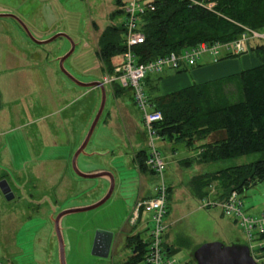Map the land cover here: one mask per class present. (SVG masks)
I'll use <instances>...</instances> for the list:
<instances>
[{"label":"rangeland","instance_id":"1","mask_svg":"<svg viewBox=\"0 0 264 264\" xmlns=\"http://www.w3.org/2000/svg\"><path fill=\"white\" fill-rule=\"evenodd\" d=\"M206 6L213 7L214 4ZM120 9L123 7H119L116 0H0V12H6V14L17 18H0V131L6 130L8 115L5 109V100L8 98L14 99L17 95L24 96L23 100L28 98L35 105L38 104V107L43 106L44 108L31 110V115L36 117L52 113L59 106L58 97L53 94L58 89L54 83L51 88L37 85V89H34L27 86L16 87L18 81L24 78L50 79L57 77L60 80L59 89L71 90L72 93H75L73 97L77 99L74 103H69L56 117H46L30 127V131L37 128L40 132V145L37 146L36 154L45 160L47 158L60 159L64 156L65 150L58 145L66 137L60 133L61 141L56 139L57 136L53 134L56 132L55 130L61 129L60 131L67 132L71 152L72 141L76 148L82 143L100 108L101 93L98 88L85 90L75 87L65 78L62 71L71 73L78 81L100 79L101 75L97 70L100 64L95 57L97 42L106 27L116 26L122 21V16L116 15ZM35 37L42 38L46 43L36 46V39H33ZM72 45H74L73 50ZM68 54L69 56L60 66L59 61ZM36 61L44 67L50 68V71L46 72L45 69L44 72L36 73L34 71L31 73V71L11 69V65ZM237 63L239 67L232 75L243 70L241 59ZM225 92L227 96L234 97L237 93L235 82L229 84ZM130 97L129 90L118 97H115L111 90H106V102L102 106L104 108L100 117L101 121L93 133V142L98 138L102 143L109 140L113 142L117 139L120 140L119 134H122L124 128L121 127L119 115L114 122L116 125L111 124L107 127L103 124V121L105 123L110 115L109 112L126 111L135 119L139 130L142 129L139 124L140 113L135 106H132ZM238 98L237 94L234 100ZM142 134L141 130V133L136 135L135 142L139 147L138 149L135 147L132 153L128 142L124 140L126 142L124 150L126 153L133 154V162L138 151L143 149L148 152L146 138ZM220 136L221 134L216 133L210 134L201 141H196L198 138L194 139L195 148L191 150L185 147V143L173 145L169 142L159 141V139L155 140V145L162 157L170 153L173 154V150H176L178 153L175 160H181L177 164L169 163V166L165 160V179L169 181L168 174L174 173L178 180L182 178V186H179V190L187 191L183 187L188 182L194 192L171 193L169 195L165 218L167 228L161 237L163 246L167 248L168 244H173V250L168 256L173 257L178 264H193V252L203 244L218 242L224 246L247 245L249 248L252 247V249L250 248L251 255L257 264H263L264 254H259L257 249L264 248V240L261 242V240H257L259 238H254L250 242L239 224L225 217L219 207L201 208L200 193H196L191 184L192 178L196 175L206 173L210 175L225 168L264 160V154H253L213 164L194 162L197 154L202 152L200 147L213 142ZM166 146H172L173 149L166 150ZM116 153L117 151H115ZM30 155L31 152L22 147L20 132L14 133L12 136L3 135L0 137V182L5 180L14 195L13 200L6 201L0 192V262L6 264H59L53 220L61 212L72 209V205L88 203L101 197L105 187H100L99 184H95L96 182L88 187L87 184L92 183L90 180L83 181L75 178L71 159L67 160V165L63 169H60L59 160H56L53 165L46 163L39 168L36 176L33 173V170L36 172V169L29 161ZM26 161L28 162L27 168H25ZM114 164L123 176L124 193H120V196L127 207L124 203L111 202L109 206L107 204L89 212L69 216L64 219L63 225L60 227L63 229L62 235H64L61 236L59 231L61 246L62 243L64 245L62 241L64 239L66 246L69 247L73 234V237L78 240L79 247L73 249L72 258L81 260L82 264H122L131 255L130 249L125 246L118 248L117 252L110 251L107 259L91 255V246L96 231H106L105 227L128 224L137 198V193H133L137 189V174L145 176L147 173L144 170L139 172L135 163L134 166L125 165L121 157L115 158ZM149 181L150 185H153L156 184L157 179L154 175H149ZM84 183L86 186L81 187ZM214 183L216 184L213 182L211 185ZM215 191L218 197L219 188H216ZM210 192L209 194H211ZM207 196L208 193L205 197ZM147 197L146 194L139 201L146 200ZM239 197L242 202V210L247 216L256 218L264 212V182L252 184ZM148 220L149 216L142 214L140 222L134 227V234H138L144 241H147L149 234L150 224H146ZM56 226H59V222ZM66 250L69 254V249ZM139 264L145 263L140 262Z\"/></svg>","mask_w":264,"mask_h":264},{"label":"trees","instance_id":"2","mask_svg":"<svg viewBox=\"0 0 264 264\" xmlns=\"http://www.w3.org/2000/svg\"><path fill=\"white\" fill-rule=\"evenodd\" d=\"M124 1L116 0V4L123 7L116 13L122 16V21L116 26L106 27L97 42L95 57L100 64L97 67L100 78L114 74L125 49ZM150 1L154 10L144 13L139 23L144 41L134 49L139 64L170 53L179 54L201 43L232 44L248 30L264 33V0H197L201 6L181 0ZM211 3L214 6L206 8ZM247 51L259 61L257 66L170 94H160L157 83L161 75L145 78L148 100L162 115V120L154 125L160 141L173 145L185 143L184 146L191 150L195 148L194 139L201 141L210 134H221L218 139L200 147L202 152L194 159L198 164L264 154V41H251ZM223 56L239 57L223 54L218 61ZM182 71L180 67L174 72ZM232 82L236 84L237 100H234L236 95L229 97L225 92ZM110 89L115 97L128 91L116 83ZM147 159L148 152L142 149L135 154L134 163L139 172L144 170L153 174L146 166ZM213 182L218 184L219 200L233 191L241 195L252 184L264 182V160L225 168L210 175H196L191 180L196 193H200V199L207 195L208 186ZM257 240H264V233ZM125 247L130 249L131 255L122 264L144 262L148 253L147 241L134 234L127 237ZM257 252L264 254V248L257 249Z\"/></svg>","mask_w":264,"mask_h":264},{"label":"crops","instance_id":"3","mask_svg":"<svg viewBox=\"0 0 264 264\" xmlns=\"http://www.w3.org/2000/svg\"><path fill=\"white\" fill-rule=\"evenodd\" d=\"M0 13H1L0 15L6 16V17H0V18L17 19L16 17H13L12 15L6 14V12H0ZM33 39H36L35 40L36 46L43 45L46 43L45 41H43L42 38L35 37ZM240 59L242 63V69H243L242 71L248 68H251L253 66H257L259 64V61L251 53H245V55L239 56L237 58H229V57L225 58V56H223L222 60L218 61V63H215V64L211 62L210 58L205 57L194 64L182 65L181 68L183 71L181 73H175L174 71H165L162 74L164 76L162 75L159 76L160 80L157 83L160 94L162 95L170 94L178 90L190 87L193 84H200V83L215 81V80H219V79H223L228 76H231L232 74H234L236 69H238L239 66H238L237 61ZM11 66H12L11 69H15V70L19 69V70L26 71V72L31 71V73L34 71H36V73H38V71L44 72L45 69L47 72L50 69V68L44 67L40 62H37V61L27 62V64H18V65H11ZM67 73L70 76H72L71 73L69 72ZM62 74L65 76V78L68 81H70V79H68V77L63 72ZM51 78L50 79H44V78H40V79L26 78L25 79L24 78V79H21V81H18V83L16 84V87L27 86V87H33L34 89H37L36 86L41 85L43 88L45 86L51 88L52 84L54 83L55 87H58V89H56L57 92L53 93L57 95L58 97V100H57L59 104L58 108L52 113L42 114L36 117L35 115L33 116L31 115V110H33L34 108L38 109L43 106L38 107L39 106L38 104H37L38 106L35 105V103H33V101H30L28 98L23 100L22 97L24 96L17 95L14 97V99L8 98L7 100H5V109L7 110V115H8L7 123L5 127L6 130L0 131V137L3 135L12 136L14 133L20 132L21 144H22L23 149L29 150L31 152V155H30L31 157L29 161L30 163H32L33 167H35L36 169V172L35 170H33V173L36 176H37V171L39 170V168L42 165L44 166L46 163H48L49 165H53V163H55L56 160H59L60 169H63L65 165H67V162H68L67 160L71 159L73 176H75V178H78L79 180H83V181L90 180L92 183L87 184L88 187H91L94 182H96L95 184H99L100 187L102 188L103 186L105 187L104 191L102 192L103 194H101V197H98L95 200H92L91 202H88V203L83 202L78 205H72V209L66 210V212L72 211V213L70 214L68 213L67 215L58 219L56 222H54V220L56 219L53 220L54 232H55V237H56L57 245H58L57 247H58L59 264H62L61 259H60L61 239L59 236V231L61 233V236H64L62 235L63 229L62 228L60 229L61 225H63L62 222L64 221L65 218L69 216H76V215H79L85 212H89L101 206H106L107 204H108L107 206H109L111 202L121 203V204L124 203V201H122L123 199L120 196V193H124L123 192V176L121 175V172H119V169H117L116 165L114 164V159L117 157H121L123 158L125 165L129 164V165L134 166L133 154L131 153L135 147L137 149L139 147L138 143L135 142L136 135L138 133H141V130L143 131L142 135L145 136V133H144V129H143L140 117H139V124L142 129L139 130L135 119L130 114H128L124 110H117V111H114L113 113L109 112L110 115L108 116L105 123L103 121V124H105L107 127L111 126V124L116 125L114 122L115 120L118 119L117 116L119 115V118L121 119V124H122L121 127L124 128L122 134H119L120 140L117 139L114 142L112 140H109L105 143L104 142L102 143L101 139L98 138L97 141L93 142L92 138H93L94 130L97 129V126L99 122L101 121L100 117L103 113L104 107L102 108L103 106L102 100L104 98L103 103L105 105L106 90L107 89L111 90L110 86L103 85L101 78L95 79V80H87L86 82H84L83 80H79V82L82 81L81 82L82 84L101 83L102 87H91V88L81 87V86L76 85L72 81H70L72 84H74L75 87L85 89V90H88V89L94 90L98 88L101 93L100 108L94 120L92 121L94 123L93 131L91 133L90 138L86 141V143H85L86 138H84L82 143L77 148L75 147V144L72 141V152H71V146H70L67 132L60 131L61 129L58 131L54 129L56 132H54L53 134L54 136H57L56 139L60 140L59 139L60 133H63L64 136L66 137L64 141L60 140L61 144L58 145L60 148L65 150L64 152L65 154L60 159L47 158V160H45L43 158H40L36 154L37 146L40 145L39 144L40 132L38 131L37 128L30 131V127L37 124L39 121L45 119L46 117H49V116L56 117L58 113H60V111H62L66 106L69 105V103H74L75 100L77 99L76 97H73V94L75 93H72L71 90L59 89L60 80L57 79V77H51ZM34 89H30V90H34ZM130 100H131L132 106L134 107L131 97H130ZM0 107H1V102H0ZM41 134L43 135V132H41ZM124 140H126L128 142V146L131 147L132 149L131 153L125 152L124 146L126 142H124ZM170 148L173 149L172 146L171 147L166 146V150ZM79 149H81L80 152H78ZM115 151H117L116 154H115ZM173 151H174L173 154L170 153L166 156H163V158L167 162V166H169V163L173 165L181 161V160H175V156L177 155L178 152H176V150H173ZM98 159H101V161H98ZM27 163L28 162L26 161L25 168H27V165H28ZM137 175H138L137 189L136 191L133 190L134 191L133 193H137L135 204L140 200V198L144 197L146 194L148 195L146 199L151 198L153 196V187L155 185V184L150 185L149 175L153 176V174H151L150 172H147L145 176H140L139 174ZM181 179L178 180L174 173L170 172L168 174L169 181L166 180V183L170 190V195L171 193H184V192L194 193L191 189L190 184L188 185V182H186L185 186L183 187L184 189H187V191L183 192L182 190H179V186L180 185L182 186ZM85 186H86V183L82 184L81 187H85ZM99 204L101 205L98 206ZM125 206L127 207L126 204ZM58 222H59V226H56L58 225ZM111 225L113 224L111 223ZM104 230L113 233V242L111 246V251H113V253L117 252L118 248L126 245L127 237L131 236L132 234L134 235V228L128 226L127 223L124 226L115 225L111 227L110 226L105 227ZM72 232H73V229H72ZM62 241L64 242V245L62 243L64 264H82L81 260L72 258V256L74 255V254L72 255L73 249L79 247L77 243L78 240L75 237H73V234H72V241H71L72 243L70 242L69 247L66 246V242L64 239H62ZM91 242H92V238H91ZM172 247H173V244L171 245L168 244L167 250L168 251L173 250ZM67 248L69 249V254L67 253V250H66Z\"/></svg>","mask_w":264,"mask_h":264},{"label":"built area","instance_id":"4","mask_svg":"<svg viewBox=\"0 0 264 264\" xmlns=\"http://www.w3.org/2000/svg\"><path fill=\"white\" fill-rule=\"evenodd\" d=\"M181 1L201 6L197 0ZM124 2L125 49L121 55L120 64L114 69V74L104 75L101 80L103 85L111 86L116 83L121 88L128 89L131 92L132 101L140 113L146 137L148 148L146 166L157 179L153 187V196L149 199L138 201L134 205L128 225L134 228L140 222L142 214H147L149 220L146 224L149 223L150 228L148 229L149 234L147 239L148 253L145 256L144 263L178 264L173 257L168 256L169 251L164 248L161 238L167 228L165 218L169 195L165 179L166 163L155 145V140H158V137L154 125L162 120V115L160 112L154 110L150 104L146 95L144 80L148 75H162L165 71L178 70L184 64H194L205 56L211 58V62L215 64L218 63L223 54L243 55L249 49L251 41H264V33L248 30L247 34H244L232 44L215 43L209 45L201 43L179 54L170 53L148 63L139 64L137 63L134 49L144 41V35L139 28L140 17L146 12L153 11L154 6L150 0H125ZM206 8L211 9L212 7L206 6ZM216 188H218L217 183L208 186V196L201 200V208L211 209L219 207L225 217L239 224L250 242L254 238H259L264 233V212L256 218L247 216L242 210V202L236 192L233 191L225 198L219 200L216 195ZM250 248L252 249L251 246ZM0 264L6 263L0 262Z\"/></svg>","mask_w":264,"mask_h":264},{"label":"water","instance_id":"5","mask_svg":"<svg viewBox=\"0 0 264 264\" xmlns=\"http://www.w3.org/2000/svg\"><path fill=\"white\" fill-rule=\"evenodd\" d=\"M0 17H6L3 15H0ZM74 49V46L72 45V50ZM69 56V54L65 57H63L59 63L60 66L63 65L64 60ZM70 81L75 83L78 86L81 87H102L101 83H92V84H82L81 82L75 80L72 76H70L65 71H62ZM104 98L102 100L103 104ZM102 106V105H101ZM94 123L92 124L87 136L86 141L90 138L91 133L93 131ZM81 149H79L78 152H80ZM0 192L4 196L6 201H11L14 199V195L11 192V189L7 182L5 180H2L0 182ZM99 204L98 206H100ZM96 206V207H98ZM72 213V211L61 212L57 217L56 221L60 219L61 217ZM55 221V222H56ZM113 242V233L108 231H102L98 230L96 231L93 243L91 247V255L97 258L101 259H107L110 255L111 246ZM60 259L61 263L64 264L63 259V253H62V246L60 247ZM193 260L195 264H257V262L254 260V258L251 255L250 248L247 245H230V246H224L221 243L213 242V243H206L201 246H199L195 251L193 252Z\"/></svg>","mask_w":264,"mask_h":264}]
</instances>
